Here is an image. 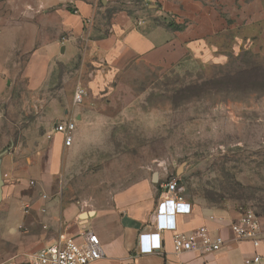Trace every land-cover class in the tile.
Instances as JSON below:
<instances>
[{"label":"crops","instance_id":"1","mask_svg":"<svg viewBox=\"0 0 264 264\" xmlns=\"http://www.w3.org/2000/svg\"><path fill=\"white\" fill-rule=\"evenodd\" d=\"M134 1L139 4L135 6L137 15L126 6H133ZM134 1L37 0V4L50 5V33L0 32L3 42L27 40L29 35L33 41L44 42L31 52L22 73L37 113L46 115L43 122L26 121L25 142L7 149L12 135L5 134L3 104L13 98L14 86L10 87L9 81L12 69L4 60L11 48L0 49V179L6 184L0 209V264H29L34 254L55 244L62 234H70L81 243L84 230L95 233L101 242L103 257L92 264H253L248 261L264 255V216L259 215L261 236L257 246L249 241L237 242L227 225L238 219L239 212L200 208L184 195L192 212L176 218L177 231L188 233L207 227L224 235L225 247L207 257L196 253L176 255L174 233L167 232L163 235L162 254H141L139 236L154 231L153 218L163 209L162 183L166 179L160 184L148 180L137 183L117 194L111 207L83 219L75 208L61 209L56 200L24 193L30 179L42 182L40 190L48 191L59 168L65 146L63 136L54 131L55 121H76L74 143L87 136L86 121L91 110L70 102L61 110V63L72 66L81 58L87 59L88 68L83 71L88 75L83 85L89 94L87 102L100 106L122 75L135 69L146 73L167 71L183 63L212 58L217 50L215 41L223 34L247 42L254 31L255 39L264 41V0ZM106 13L107 28L100 29L99 21ZM88 20H92L90 27ZM25 205L30 209L25 211Z\"/></svg>","mask_w":264,"mask_h":264},{"label":"rangeland","instance_id":"2","mask_svg":"<svg viewBox=\"0 0 264 264\" xmlns=\"http://www.w3.org/2000/svg\"><path fill=\"white\" fill-rule=\"evenodd\" d=\"M36 2L0 0V32L50 33V5ZM126 6L137 15L136 1ZM104 17L100 29L107 28L108 13ZM249 35L247 42L231 34L219 36L212 58L167 71H130L100 106L87 102L89 94L82 105L74 103L76 88L86 85L87 59L72 66L61 63V110L69 102L89 108L87 136L63 148L48 191L30 179L24 193L47 195L61 209L75 208L83 219L111 207L117 194L137 183L177 178L184 197L197 207L250 208L264 216V41L255 39L254 31ZM31 38L0 40L1 51L11 48L4 60L14 86L13 98L3 104L5 134L12 135L7 149L25 142L26 121L46 117L37 113L22 73L31 52L44 43Z\"/></svg>","mask_w":264,"mask_h":264},{"label":"built area","instance_id":"3","mask_svg":"<svg viewBox=\"0 0 264 264\" xmlns=\"http://www.w3.org/2000/svg\"><path fill=\"white\" fill-rule=\"evenodd\" d=\"M91 25L92 20H88L87 26ZM87 96V89L79 85L74 93L75 105H82ZM76 129L75 120L61 121L54 126L55 133L63 136L66 148L73 145ZM183 192L184 188L177 178H169L162 183L163 209L154 215V231L143 232L139 236L141 254H162L164 250L163 235L167 232L174 233L172 242L176 255L196 253L201 257H207L218 253L225 247L227 239L224 235L207 227H201L188 233L177 231L176 218L180 215H189L192 212L191 204L183 199ZM42 198L48 199V196L44 195ZM29 209V205L24 206L25 211ZM42 212L46 213V209H42ZM238 212V219L227 225L233 239L237 242L249 241L257 246L261 236L259 216L250 208H241ZM80 236L81 243L77 242L75 237L70 234H62L55 244L34 254L29 264H92L102 259L103 253L99 237L89 230L82 231ZM248 263L264 264V255H256Z\"/></svg>","mask_w":264,"mask_h":264},{"label":"water","instance_id":"4","mask_svg":"<svg viewBox=\"0 0 264 264\" xmlns=\"http://www.w3.org/2000/svg\"><path fill=\"white\" fill-rule=\"evenodd\" d=\"M155 180L157 179L156 178V176H155V178H154ZM2 181H1V179H0V203H1V201H2V198H3V188H2ZM83 217H87V214H85V215H83Z\"/></svg>","mask_w":264,"mask_h":264},{"label":"trees","instance_id":"5","mask_svg":"<svg viewBox=\"0 0 264 264\" xmlns=\"http://www.w3.org/2000/svg\"><path fill=\"white\" fill-rule=\"evenodd\" d=\"M257 214V213H256ZM259 216V214H257Z\"/></svg>","mask_w":264,"mask_h":264}]
</instances>
